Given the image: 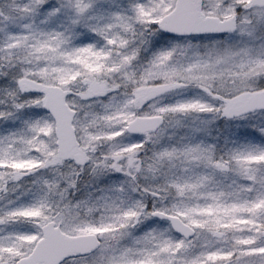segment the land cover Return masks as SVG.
Instances as JSON below:
<instances>
[{"label":"snow or ice","instance_id":"1","mask_svg":"<svg viewBox=\"0 0 264 264\" xmlns=\"http://www.w3.org/2000/svg\"><path fill=\"white\" fill-rule=\"evenodd\" d=\"M0 264H264V0H0Z\"/></svg>","mask_w":264,"mask_h":264}]
</instances>
